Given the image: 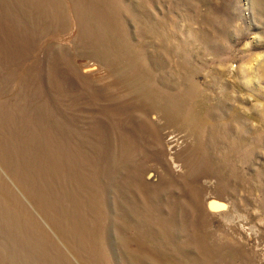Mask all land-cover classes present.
I'll return each instance as SVG.
<instances>
[{
	"label": "rangeland",
	"instance_id": "1",
	"mask_svg": "<svg viewBox=\"0 0 264 264\" xmlns=\"http://www.w3.org/2000/svg\"><path fill=\"white\" fill-rule=\"evenodd\" d=\"M62 1L52 10L37 4L35 14L27 17L20 0H0V139L8 156L24 149L20 164L27 169H35L28 162L44 168L46 176L33 172L40 187L51 186L58 200L69 195L59 202L56 221L95 231L102 264H168L162 260L169 256L194 264L196 247L184 245L197 230L195 209L202 203L205 226L200 230L209 235L212 253L216 246L223 255L204 263L264 264V0H110L103 15L100 0H86L81 25L90 33L87 44L79 41L76 19L81 0ZM46 9L55 15L51 27L39 15ZM223 90L232 95L223 96L221 105ZM199 103L208 123L201 132L204 161L197 158ZM155 105L164 106L174 123ZM145 119L156 126L150 130ZM135 150L137 160L116 166ZM67 154L75 162L89 157L98 196L82 193V171L51 166ZM142 163L151 186L147 191H157L158 198L131 194L128 176L138 177L135 168ZM0 173V183L11 185L8 178H15L1 160ZM27 199L36 213L40 208ZM0 200L6 211L7 199ZM72 200H102L96 203L100 212L77 208L82 203ZM135 206L141 215H156L163 222L177 218L182 226L185 218L188 227L167 241L149 233L158 232L159 224L132 221ZM64 210L74 218L62 217ZM24 221L16 222L15 236L11 231L8 236V223L0 215V264H61V258L65 264H88V253H71L67 235L56 225L60 236L51 232L43 238L57 250L33 251L32 234L25 236L22 229L20 240L17 236ZM132 249L141 252L137 262L129 254Z\"/></svg>",
	"mask_w": 264,
	"mask_h": 264
},
{
	"label": "bare ground",
	"instance_id": "2",
	"mask_svg": "<svg viewBox=\"0 0 264 264\" xmlns=\"http://www.w3.org/2000/svg\"><path fill=\"white\" fill-rule=\"evenodd\" d=\"M30 1H31V3H29V0H20V10L24 14V16H27V17L29 16V13L35 14L34 9H35V6L37 4H40L42 6L46 4V5H48V8H50V10H52L53 7H56L57 5H59V7H60L61 3L63 2L62 0H30ZM85 1L86 0H81L78 2V5H80V8L76 9V19H77V25L79 26L78 32L80 33L79 41H80V43L82 42L84 44H87V43H89V41H86L85 37H87V35H90V33L86 27H83L81 25V12L84 9ZM100 1H101V6H99V5H96V6H99L102 9V15H103V11L107 8V6L111 5V2H110V0H100ZM71 7L73 8L72 4H71ZM48 11L49 10L46 9L43 12H40L39 15H40L41 19H44L46 21L48 20L50 27H51L52 26L51 23L54 21L55 15L53 14V11H52V13L49 12L48 13L49 15H47L46 12H48ZM56 16L60 17L59 14H57ZM117 23H118V20H116L114 22V25H116ZM98 54H100V53H98ZM229 93L230 92L224 91V90L222 92H220L218 95V103L221 105L225 104V100L222 97L227 96V98H229L232 95V94L230 95ZM203 99L206 100L205 98H203ZM154 109L156 111L160 112V114L164 113L167 116V120H168L169 124L174 123L173 117L166 111L164 106L155 105ZM202 111H203V106L201 103H199L198 107H197V120H195L196 131H197V148H198L197 158L199 160L204 161L205 144H204V141L201 137V134L203 132H205V129H206V126L208 125V123L205 121L203 115L200 113ZM45 115L48 116V112H45ZM146 120L147 119H145L144 122H146ZM147 125L150 128V130L152 127L156 126V125L152 124L151 122H149L148 120H147ZM11 129L13 130V127H11ZM145 129H147V128L141 127L140 132H145ZM214 131H215V127L210 126V132L214 133ZM228 131H229V129H228ZM147 132H149V130ZM215 137H219V135H215ZM212 139H214V138H212ZM12 140H14L18 143V140L16 138H14ZM1 141H2V139H0V160L4 163L5 167L9 170V174L11 175V178H15L14 181L16 182V183H14V181L12 179L10 180L7 176L6 178H8V180L11 182V185L6 180L5 181L6 189H5V185H2L3 177L0 173V179H2V181L0 183V197L2 199H4V196H5V198L7 199V200H4L5 203L7 202L6 203V208H7L6 211H5V208H4V210L0 209V212H1L0 215L3 217L4 222L8 223L7 229L3 227L4 232L9 236V231H11V235L15 236L16 231H12V229L16 225V222L22 221V219H23V220H25L23 222L24 224H21V230L17 233L19 240H20L19 233H21L22 229H24L25 230V236L27 234H32V237H33L32 240L34 242L33 251L40 249V250L44 251L45 254H49L48 252L50 250H52L53 252L56 251L57 246L55 244H52V245L50 244V246H49V244L46 241L47 237L43 238V236H45V235L47 236V234H50L52 232L56 237L57 236L59 237L60 235L56 232V230L54 231L53 226L56 225V226H58L59 230L62 232V234L64 236L67 235V237H68L67 240H69V242H70L69 245H70V247H72V249H70L71 253L74 254L75 251H77L79 254L84 253V252L88 253V256H89L88 264H102L103 262H105L103 257H102V254H101V251H102L101 240L99 239V237L97 235H95L96 234L95 231L89 230V229L88 230H82V229L80 230V228L75 229V228H71V226L69 227L68 225L66 226L64 224L62 226L61 223H58L56 221L58 219V217L60 216L58 204H59V202L64 201L63 198H66L69 195L62 194L63 197L58 200V199L54 198V193H53L51 186H46V188L40 187L37 184L36 176H38V177L46 176L47 173L45 174L44 172H41V171H44V168L41 166H37V165L33 166L32 163L28 162L29 167L35 168L33 171L34 174H36V176H35L31 170L27 169L26 167H24L23 165L20 164V159L22 157L25 158L24 149L21 147H18L17 149H15V150H18V155L11 154L10 156H8L7 154L4 153L5 151H8L6 149L4 150L5 143H2ZM133 143L134 142L129 143L131 147L133 146ZM21 145L23 146L24 142H22ZM12 150H14V149H12ZM12 150H11V152H12ZM178 153L181 154V151L179 150ZM133 154L137 155V150L132 152V156H133ZM172 157L178 158L179 155H174ZM49 158L53 161L52 155H50ZM136 158H137V156H133L131 159H129V156H128L126 159L127 160L126 162L124 160L120 161V163L116 166L117 167H123V165L129 163L128 162L129 160H137L138 158L137 159ZM84 159H85L84 162H82L80 160L75 162V160H72L71 155L67 154L65 156V158L59 159L56 164L51 162V166L52 167L54 166L58 169H61L62 171H68V172L71 171L72 167L75 170H77L78 172L82 171V176H78L80 188H82L84 190V192H82V193L85 194V196H88V193L91 195L98 196V193L100 191V189H99L100 187L97 185L95 175L93 176V173L91 171V169H93V164L90 161L88 156ZM51 160H49V161H51ZM177 162H178L177 159H173L174 164ZM185 162H187V160H185ZM99 164H100V162H99ZM181 165L183 166V163ZM49 169H50V171H52L51 168H49ZM135 171L138 173V177H133L131 175L128 176L129 177L128 181L133 182L132 185L134 187L131 194L133 193V195L137 198H141V197L145 196V199H146L147 196H151L152 194L155 193L154 195H152V197L158 198L159 196L156 194L157 191H155L154 193H150V194L147 191V189L149 187L151 188V186L148 184V182H146V180L144 178L147 175L146 165L143 163L140 165H136ZM44 181H46V178L44 179ZM12 183L16 187H14V185ZM17 186H19V188H21L23 191L20 190ZM164 187H166L165 182H164ZM40 191L42 192L43 195H40ZM22 192H24V193H22ZM28 195L30 196V198L34 199V200H31L34 203V206L36 203L38 208H40L41 210L38 209V211L35 213L34 212L35 209L32 206H31V208L29 207V205L25 201V200H28L27 199ZM42 196H47L48 200L42 198ZM72 197H74V196L72 195ZM79 198H81V197H79ZM89 198H90V196H89ZM72 201L82 203L77 208H81L82 205L87 206L89 213L94 212L97 215V212L98 211L100 212V210L96 206V203H98V201L101 202L102 200H72ZM136 201H137V203H139L142 201L148 202L149 200H137L136 199L135 202ZM1 202L2 201L0 200V203ZM28 202L32 205L30 200H28ZM210 205H211L212 209H216L217 203L211 202ZM136 207L137 206H135V209H134L133 215H132V217L134 216L135 219H132V221L137 219V223H138V221H142V222L145 221V223H148V224H150L151 222L159 224L160 230L158 232L149 231V233L157 234L158 236H162L163 238H166L167 241H170L175 236H177L180 232H183V230L185 228L188 227V222H187V219H185V218H184V221L182 222V226H180L181 222L179 220H177V218L165 220V222H163L164 220L161 221L158 217H156V215H150V216L149 215H145V216L141 215L140 211ZM174 208H175L174 209V215L176 216L178 214L177 210H176L177 206H174ZM79 210L80 209L77 210V217H79V213H78ZM202 210H203V213H202ZM41 211L45 212V216H42ZM71 211L76 213L75 210H71ZM162 211H164V208L162 209ZM195 211L197 212V215H198L197 223H196V226H197L196 229L198 231L196 230V232H194V234L189 238L190 240L188 241V243H185L184 247H187L188 245H192V246L196 247L199 257L195 259L196 263H194V264H209V262H207V263H204V262L206 260L210 259L211 257L223 256V255H221L222 250H221V247L214 246V249H216L217 252L213 254L212 253V247H210V245L208 243V239H207V237L209 235H207L206 233H204V235H203V232L200 230L202 228V226H205V223H204V219H205L204 218V216H205L204 211H205V209L203 208V204L200 203V205H198V210L195 209ZM69 213H70L69 210H64V212L62 213V217H64L65 219H67L68 217L74 218V216L70 217L68 215ZM5 217H8V220H6ZM79 218H77V219L82 221ZM9 223H12V225H9ZM44 224L47 225V227L50 229V232L48 230H46ZM60 225H61V227H60ZM5 226L7 227V225H5ZM170 227H175L176 230H174V232H172ZM118 228H119V230L121 229L120 227H118ZM63 242H65V241H63ZM136 242H137V239H136ZM212 243L217 244L218 241L213 239ZM137 244L141 245V243H137ZM16 245H18V244H16ZM44 245H46V246H44ZM65 245H67V244L64 243V246ZM140 247H141V251L144 249L143 253L147 254L148 257L154 256L153 253L148 248H145V247L142 248V246H140ZM164 247H166V244L164 245ZM179 248H180L179 249V253H180L181 249H183V247L181 246ZM67 249H68V247H67ZM9 250L11 251L12 248L9 247ZM177 251L178 250H176V252ZM140 253L138 252V250L135 251V249L134 250L132 249V251H129V254H131L130 255L131 258L134 259L136 262H137V260H139V257L142 258ZM59 258L60 257H58V258L54 257V259H59ZM61 259L63 262V263L61 262V264H65V258H61ZM77 259H79V258H77ZM174 259H176V260H174ZM80 260H81V258H80ZM162 261L163 262L167 261L168 264H181V262H178L176 257L173 258L171 256H169L167 259H163Z\"/></svg>",
	"mask_w": 264,
	"mask_h": 264
}]
</instances>
